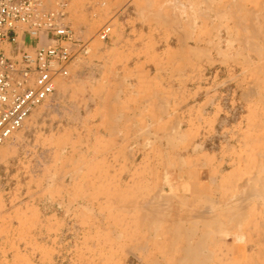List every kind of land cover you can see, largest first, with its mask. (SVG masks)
<instances>
[{
	"label": "rangeland",
	"instance_id": "1",
	"mask_svg": "<svg viewBox=\"0 0 264 264\" xmlns=\"http://www.w3.org/2000/svg\"><path fill=\"white\" fill-rule=\"evenodd\" d=\"M69 13L88 53L0 147V264H264V0Z\"/></svg>",
	"mask_w": 264,
	"mask_h": 264
},
{
	"label": "built area",
	"instance_id": "2",
	"mask_svg": "<svg viewBox=\"0 0 264 264\" xmlns=\"http://www.w3.org/2000/svg\"><path fill=\"white\" fill-rule=\"evenodd\" d=\"M69 4L0 0V147L53 95L72 62L88 53L87 42L70 24ZM111 31L105 24L96 37L106 42Z\"/></svg>",
	"mask_w": 264,
	"mask_h": 264
},
{
	"label": "bare ground",
	"instance_id": "3",
	"mask_svg": "<svg viewBox=\"0 0 264 264\" xmlns=\"http://www.w3.org/2000/svg\"><path fill=\"white\" fill-rule=\"evenodd\" d=\"M262 6H263V5H262ZM262 6H261V7H262ZM241 8H242V6H241ZM262 8H263V7H262ZM236 12H237V10H236ZM238 14H239V13H238ZM256 15H257V14H256ZM256 15H255V16H256ZM178 17H179V16H178ZM253 17H254V16H253ZM256 18H257V16H256ZM174 19H175V18H174ZM178 19H179V18H178ZM238 19H239V18H238ZM250 19H251V18H250ZM175 20H176V19H175ZM254 20H255V19H254ZM237 21H238V20H237ZM239 21H240V19H239ZM167 23H168V22H167ZM186 24H187V23H186ZM242 25H244V24H242ZM253 25H254V24H253ZM253 25H251V27H252ZM255 25H256V24H255ZM244 26H245V25H244ZM261 30H262V29H261ZM256 33H257V31H256ZM263 33H264V32H263ZM258 34H259V33H257V35H258ZM257 35H255V36L257 37ZM255 36H254V37H255ZM252 41H254V39H253ZM253 44H254V42H253ZM256 44H257V43H256ZM256 44H254V45H256ZM256 48H257V46H256ZM257 49H258V48H257ZM258 50H259V49H258ZM258 50H257V51H258ZM202 52H204V51H202ZM259 52H261V49H260ZM259 52H258V54H259ZM204 54H206V53L204 52ZM259 55H260V54H259ZM255 172H256V171H255ZM252 176H253V175H252ZM257 179H258V178H257ZM257 179H256V180H257ZM213 182H214V181H213ZM245 183H247L246 185H248V184L250 185V184H251V182L249 183L248 180H247ZM245 183H242V184L245 185ZM260 183H261V186H262V181H261ZM260 183H259V184L257 183V185H260ZM242 184H241V185H242ZM246 185H245V187H248V186H246ZM214 187H215V186H214ZM245 187H242V188H241L242 192H241L240 189H239L240 194H238V197H239L240 195H241L242 197L247 196V194L245 195V193H247L250 189L247 190L248 188L246 189ZM251 187L253 188V186H251ZM251 187H249V188H251ZM259 187H260V186H259ZM263 187H264V186H263ZM215 188H217V186H216ZM252 188H251V189H252ZM255 189H256V188H255ZM260 190H261V189H260ZM260 190L258 189V191H260ZM262 190H263V189H262ZM254 191H255V190H254ZM254 191H253V189H252V191H250V192L252 193V192H254ZM251 193H250V194H251ZM259 193H261V191H260ZM153 194H154V193H153ZM242 194L245 195V196H243ZM248 194H249V193H248ZM263 194H264V193H263ZM258 195H259V194H258ZM146 196H147V195H146ZM157 196H158V195H157ZM236 196H237V195H236ZM261 196H262V195H261ZM161 197H163V196H161ZM161 197H160V199H164V198H165V197H164V198H161ZM156 198L159 199V197H156ZM156 198H155V201L158 202L160 199H159V200H156ZM175 198H177V197H175ZM232 198L234 199L235 202L237 201V199H236L235 197H232ZM245 198H246V197H245ZM248 198H249V197H248ZM260 198H261V197H260ZM141 199H142V197H141ZM150 199H151V198H150ZM152 199H154V197H153ZM165 199H166V198H165ZM233 199H232V200H233ZM255 199H256V198H255ZM263 199H264V198H263ZM166 200H167V199H166ZM166 200H165V201H166ZM245 200H246V199H245ZM251 200H252V199H251ZM253 200H254V199H253ZM258 200H259V199H258ZM261 200H262V198H261ZM153 201H154V200H153ZM153 201H151V202H152L151 205H152V204L154 205V204L156 203V202L153 203ZM191 201H192V200H191ZM226 201H227V200H226ZM229 201H230V200L228 199V202H227V203H230ZM242 201H243V200H242ZM262 201H263V200H262ZM149 202H150V201H149ZM159 202H163V201L160 200ZM210 202H211V201H210ZM223 202H225V201H223ZM249 202H250V200H248L247 203H249ZM256 202H257V201H256ZM178 203H179V202H178ZM205 203H206V202H205ZM227 203L225 202V205H226ZM241 203H242V202H241ZM244 203H245V202H244ZM145 204H146V203H145ZM160 204H161V203H160ZM181 204H182V203H181ZM222 204H223V203H222ZM256 204H257V203H256ZM155 205H156V204H155ZM157 205H159V204L157 203ZM177 205H178V204H177ZM225 205H223V206H225ZM257 205H258V204H257ZM146 206H147V205H146ZM163 206H165V205H163ZM210 206H211V205H210ZM248 206H249V205H248ZM159 207H160V206H159ZM169 207H170V206H169ZM177 207H178V206H177ZM236 207H239V208L242 209V210L239 211L238 208H236ZM246 207H247V206H246ZM246 207H245V208H246ZM252 207H253V206H252ZM160 208H161V207H160ZM162 208H163V207H162ZM164 208H165V207H164ZM170 208H172V207H170ZM174 208H175V207H174ZM210 208H212L213 210L210 209ZM210 208H209V205H208V207L206 206V209H209V210H206L205 212H204V210L202 211V210L199 209V212H201V214L198 212L197 215L200 214V215L202 216V213L204 212V213H207L208 216L205 215L204 213H203L204 215H203L201 218H200V215H199V216H196V217H199L200 219H199L198 221H195L193 224H194V225H197V224L209 225V226H211L212 228L215 229V228H217V227L220 226V225H225V224H224L225 222H228V223L232 222L233 219L237 218L239 212H241V213L243 212V208H242L241 206H237V204H235V206H232V205H231V206H228V207H223V209H220V214H219L218 216H215V215H214V216H209V214L212 213V211L215 210L213 207H210ZM203 209H204V208H203ZM226 209L230 211V216L225 218L224 213H225V210H226ZM236 209H237V210H236ZM159 210H161V209H159ZM169 210H170V209H169ZM177 210H178V209H177ZM181 210H183V209H181ZM235 210H236V211H235ZM150 211H151V210H150ZM150 211H149V212H150ZM157 211H158V210H157ZM157 211H156V212H157ZM165 211H166V210H165ZM261 211H262V210H261ZM162 212H163V211H162ZM195 212H196V211H195ZM227 212H228V211H227ZM232 212H234V213L231 214ZM252 212H253V211H252ZM259 212H260V211H259ZM157 213H158V212H157ZM160 213H161V212H160ZM168 213H171V212H167V213H166L167 215H165V216L168 217ZM183 213H184V212H183ZM262 213H264V212H262ZM154 214H156V213L154 212ZM158 214H159V213H158ZM158 214H157V216H155V217H159ZM213 214H214V213H213ZM151 215H152V212H151ZM211 215H212V214H211ZM242 215H243V214H242ZM262 215H263V214H262ZM262 215H260V216H262ZM160 216H161V215H160ZM162 216H163V213H162ZM152 217H153V216H152ZM155 217H153V218H155ZM167 217H166L165 219H167ZM191 217H192V216H191ZM159 218H160V220H161L162 217H159ZM258 218H259V217H258ZM162 220H163V219H162ZM176 220H177V219H176ZM235 220H236V219H235ZM235 220H234V221H235ZM241 220H242V219H241ZM241 220H240L239 222H241ZM262 220H264V219H262ZM255 221H256V220H255ZM255 221H254V223H255ZM157 222H158V221H157ZM175 222H177V221H175ZM235 222H236V221H235ZM239 222L237 221V223H239ZM173 224H174V223H173ZM226 224H227V223H226ZM260 224H261V223H260ZM261 226H262V225H261ZM175 227H176V225H175ZM221 227H222V226H221ZM221 227H219V228L222 229ZM262 227H263V226H262ZM219 228H218V230H219ZM192 229H193V228H192ZM215 230H216V229H215ZM215 230H214V231H215ZM173 231H174V229H173ZM176 231H177V229H176ZM176 231H175V234L177 235ZM216 231H217V230H216ZM220 231H221V230H220ZM237 231H238V230H237ZM184 232H185V231H184ZM190 232H191V231H190ZM192 232H193V230H192ZM192 232L189 233V234H190V235H193V237H194V234H193ZM204 232H205V231H204ZM225 232H226V231H225ZM253 232H254V231H253ZM219 233H220V232H219ZM206 234H209V231H208V233L205 232V235H206ZM173 235H174V234H173ZM176 235H175V236H176ZM221 235H222V234H221ZM202 236H203V235H202ZM236 236H237V235H236ZM176 237H177V236H176ZM198 237H200V236H198ZM206 237H207V236H205V239L208 238V237H207V238H206ZM234 237H235V236H234ZM203 238H204V236H203L202 238H200V239H203ZM243 238H244L243 236H242V237H239L240 240H242ZM234 239H235V238H234ZM236 239H238V238H236ZM185 243H187V242L185 241ZM189 243H190V242L187 243L188 245L186 244V245H187V246H186L187 248L184 247V250H185V248H186V251H188V252L190 253V255H191V254L194 252V247H195V246H194L193 243H190V244H189ZM198 243H201L200 240H199ZM246 243H247V242H246ZM203 244H204V243H203ZM198 245H199V244H198ZM196 246H197V245H196ZM198 247H199V246H198ZM255 247H256V246H255ZM182 249H183V248H182ZM199 249H200V247L198 248V250H199ZM205 249H206V248H205ZM238 249H239L240 251H242V252H245V251L248 249V247H247V246H246V247H243L242 250L238 247ZM238 249H237V252H238ZM195 250H196V249H195ZM196 251H197V250H196ZM198 252L201 253V251H197V254L195 253V254H196V258H198V257H197V256H198ZM207 252H208V251H207ZM246 252H247V251H246ZM185 253H186V252H185ZM189 253H188V254L186 253V256H188ZM262 253H263V252H262ZM202 254H204V253H202ZM248 254H249V253H248ZM193 255H194V254H193ZM210 255H211V254H210ZM139 256H140V255H139ZM194 256H195V255H194ZM194 256H193V257H194ZM208 258H209V257H208ZM208 258H207V260H211V259H208ZM187 260H188V259H187ZM187 260H186V262H184V264H186V263L188 262ZM189 260H190V259H189ZM194 261H196V260H193L192 263H194ZM189 262H191V261H189ZM207 262H208V261H207ZM199 263H200V262H199ZM190 264H191V263H190ZM204 264H205V263H204ZM206 264H207V263H206Z\"/></svg>",
	"mask_w": 264,
	"mask_h": 264
}]
</instances>
